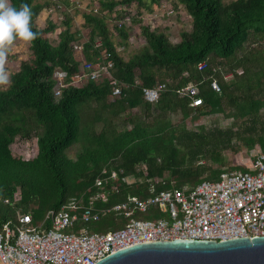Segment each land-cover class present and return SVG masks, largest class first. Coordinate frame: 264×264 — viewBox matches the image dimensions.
Segmentation results:
<instances>
[{
  "label": "trees",
  "instance_id": "16d2710c",
  "mask_svg": "<svg viewBox=\"0 0 264 264\" xmlns=\"http://www.w3.org/2000/svg\"><path fill=\"white\" fill-rule=\"evenodd\" d=\"M146 1L157 0H102L98 6L100 15H112L118 6L136 4L146 8ZM12 2L19 7L24 0ZM178 2L193 19L192 32L183 33L181 42L173 44L165 34L143 27L147 47L128 62L116 53L105 21L107 15H85L90 38L83 47L84 61L80 62L74 57L76 35L71 32L70 21L54 46L47 36L57 30L56 25L49 23L45 29L36 25L46 5L27 0L33 12V30L39 35L30 41V61L22 63L11 76L8 89L0 90V232L6 223L18 221L19 209L20 213H30L34 222L39 223L71 199H77L82 206L89 205L99 191L95 185L99 177L110 178L106 189L113 187V193L108 202L99 200L96 206L110 208L130 195L147 198L152 184L158 192L199 184L211 171L209 165L200 162H222L225 151L237 153L241 146L235 140L244 141L251 149L258 146L264 150L261 59L252 55L236 64L227 63L244 50L247 42L264 35V0H237L228 5L223 0ZM119 16L124 20L129 15ZM124 27L121 24L116 31L127 41ZM107 54L114 62L112 76L129 86L121 98L111 97L112 86L105 81L73 85L56 100V69L67 72V82L71 83L77 75L87 72L85 63L105 61ZM203 62L207 66L199 71L198 65ZM229 72L231 77L225 80L224 74ZM210 75L218 80L220 94L210 88L212 79L206 80ZM191 82L200 86L204 98V104L195 109L189 107L187 97L175 91ZM158 84H166L168 89L162 91L158 103H148L143 89ZM227 109H233V117L252 124L253 135L249 139L234 128L188 129L190 118L195 121L199 116L228 114ZM29 115L34 117L40 133L37 156L25 160L16 156L11 146L18 136H31L26 126ZM179 115L181 119L176 121ZM258 124L260 128L256 129ZM79 143L82 150L76 159H71L68 150ZM114 171L116 178H112ZM222 173L214 172L212 179H218ZM127 176H134L136 182H123ZM98 222L95 226L101 224L98 228L103 227L106 232L127 223L114 213Z\"/></svg>",
  "mask_w": 264,
  "mask_h": 264
},
{
  "label": "built area",
  "instance_id": "2783aa9c",
  "mask_svg": "<svg viewBox=\"0 0 264 264\" xmlns=\"http://www.w3.org/2000/svg\"><path fill=\"white\" fill-rule=\"evenodd\" d=\"M111 57L107 54L105 61L85 63L87 72L77 75L71 83L67 82V72L56 69L54 97L61 99L63 90L73 85L108 81L112 86L111 97L121 98L129 86L112 76ZM206 66V62L200 63L199 71ZM230 77L231 74H224L225 80ZM209 79H212L210 88L220 94L218 80L211 75L206 78ZM167 89L166 84L144 88V99L156 104ZM175 91L189 99L190 108L204 104L200 86L195 83ZM106 173L103 171V175ZM116 177L114 171L112 178ZM132 177L134 182L129 181ZM109 179L96 180L99 191L87 206L71 199L59 211L49 212L41 224L35 223L30 213H19L17 222L6 223L0 232V264H96L117 250L140 243L175 239L222 242L264 236V150L260 147L245 171H225L218 179L159 192L152 184L145 199L130 195L113 207L98 208L96 202H108L113 193V187L106 189ZM123 182L131 185L136 179L127 176ZM111 213L126 220V225L102 234H90L87 230L75 233L79 221L98 222Z\"/></svg>",
  "mask_w": 264,
  "mask_h": 264
},
{
  "label": "rangeland",
  "instance_id": "374dc122",
  "mask_svg": "<svg viewBox=\"0 0 264 264\" xmlns=\"http://www.w3.org/2000/svg\"><path fill=\"white\" fill-rule=\"evenodd\" d=\"M100 1L102 0H35V3L46 5V9L38 17L36 25L40 29H45L49 23L56 25L57 30L47 36L52 45L56 46L59 43V35L67 28L66 22L70 21L71 32L76 35V41L74 43V57L80 62L84 61L82 54L83 47L90 38V28L85 24V15L98 14L97 16L100 17H103L102 15H107L105 21L112 33L111 38L116 53L126 62L130 61L134 56L138 55L145 47H147V41L142 34L143 27H149L151 31L165 34L173 44L181 42L183 33H190L193 30L192 17L189 15L185 7L178 2V0H157L156 2L146 1V8H139L136 4H133L130 7L118 6L116 12L112 15L106 13L100 15L101 6L100 8L98 6L100 5ZM235 1L237 0H223V3L228 5ZM119 8L122 9L119 10ZM125 13L129 16L124 20H120L119 15L126 17L127 15H125ZM133 19L140 22L135 23ZM121 24H125L124 28L129 36L127 41H125L116 31V27H120ZM97 43L100 45V42L97 41ZM30 46V41H24L19 38L9 46L4 67L9 73L10 80L7 84H0V90L8 89L11 84V76L20 70L22 63L30 61L32 57ZM252 55L258 56L261 59L259 62L261 65H259V67H264V35H257V37L247 42L244 50L238 52L236 57L228 60L227 63L228 65L236 64L238 60L250 59ZM248 66H250V64ZM242 71L243 69H240L239 74H242ZM228 74H230V72L225 73V75ZM158 75L160 77L164 76L163 73H159ZM231 111H233V109H227L228 114L216 113L199 116L195 121L190 118L188 129H197L200 126L206 128L219 127L221 129L234 128V130L240 132L245 139H249V137L253 135L250 132L252 124L246 122V119L233 117L230 113ZM261 113H264V110H262ZM180 119L181 115L176 118V121ZM26 126L27 129L31 131V136H18L12 144L11 149L16 156L25 160H30L35 158L38 154L37 141L40 130L36 128L35 119L32 115H29ZM259 128L260 124L256 125V129ZM235 143L237 146H241L239 151L237 153L225 151L222 154V162H212L206 160H202L200 162V164L209 165L211 168V171L205 175V180L215 178L214 172L217 171H242L239 168L247 169L250 159L255 154L258 146L251 149L245 145L244 141L241 142L235 140ZM81 150L82 143L76 144L68 150V156L71 159H76ZM165 177L169 179V173H166ZM129 181L134 182L135 180L132 177ZM186 186L192 187V185ZM16 197L17 201H19V194H17ZM20 212L21 210L19 209L17 216ZM44 220L45 218L39 220L38 224H41ZM95 224L96 222L85 224L82 221H79L77 223L78 227L77 230H75V233H79L80 231L84 232L85 230H87L90 234L106 233V231L103 230V227L100 229L98 228L101 224L97 226H95Z\"/></svg>",
  "mask_w": 264,
  "mask_h": 264
},
{
  "label": "water",
  "instance_id": "95a60500",
  "mask_svg": "<svg viewBox=\"0 0 264 264\" xmlns=\"http://www.w3.org/2000/svg\"><path fill=\"white\" fill-rule=\"evenodd\" d=\"M96 264H264V236L222 242L175 239L117 250Z\"/></svg>",
  "mask_w": 264,
  "mask_h": 264
},
{
  "label": "clouds",
  "instance_id": "9594fccd",
  "mask_svg": "<svg viewBox=\"0 0 264 264\" xmlns=\"http://www.w3.org/2000/svg\"><path fill=\"white\" fill-rule=\"evenodd\" d=\"M32 16L33 12L27 0L19 7L12 0H0V84H7L10 80L4 67L9 46L17 38L33 41L39 35L33 30Z\"/></svg>",
  "mask_w": 264,
  "mask_h": 264
}]
</instances>
